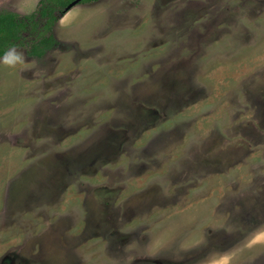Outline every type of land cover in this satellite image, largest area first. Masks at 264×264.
Returning <instances> with one entry per match:
<instances>
[{
  "label": "rangeland",
  "instance_id": "1",
  "mask_svg": "<svg viewBox=\"0 0 264 264\" xmlns=\"http://www.w3.org/2000/svg\"><path fill=\"white\" fill-rule=\"evenodd\" d=\"M53 33L0 64V264H264V0H90Z\"/></svg>",
  "mask_w": 264,
  "mask_h": 264
},
{
  "label": "trees",
  "instance_id": "2",
  "mask_svg": "<svg viewBox=\"0 0 264 264\" xmlns=\"http://www.w3.org/2000/svg\"><path fill=\"white\" fill-rule=\"evenodd\" d=\"M72 1L39 0L37 8L25 14L1 9L0 55L9 47L24 45L28 48L29 55L42 57L57 44L53 27Z\"/></svg>",
  "mask_w": 264,
  "mask_h": 264
},
{
  "label": "clouds",
  "instance_id": "3",
  "mask_svg": "<svg viewBox=\"0 0 264 264\" xmlns=\"http://www.w3.org/2000/svg\"><path fill=\"white\" fill-rule=\"evenodd\" d=\"M24 61V55L18 51L14 46L7 48L2 55H0V64L7 66H14Z\"/></svg>",
  "mask_w": 264,
  "mask_h": 264
},
{
  "label": "water",
  "instance_id": "4",
  "mask_svg": "<svg viewBox=\"0 0 264 264\" xmlns=\"http://www.w3.org/2000/svg\"><path fill=\"white\" fill-rule=\"evenodd\" d=\"M81 0H73L67 7L66 10H70L72 7H74L75 5H77L78 3H80Z\"/></svg>",
  "mask_w": 264,
  "mask_h": 264
},
{
  "label": "crops",
  "instance_id": "5",
  "mask_svg": "<svg viewBox=\"0 0 264 264\" xmlns=\"http://www.w3.org/2000/svg\"><path fill=\"white\" fill-rule=\"evenodd\" d=\"M82 2V1H81Z\"/></svg>",
  "mask_w": 264,
  "mask_h": 264
}]
</instances>
